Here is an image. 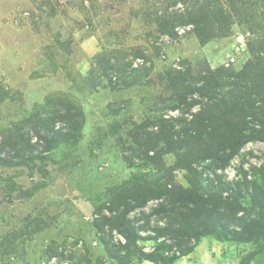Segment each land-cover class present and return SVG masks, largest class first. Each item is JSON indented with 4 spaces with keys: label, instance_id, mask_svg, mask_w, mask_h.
<instances>
[{
    "label": "rangeland",
    "instance_id": "rangeland-1",
    "mask_svg": "<svg viewBox=\"0 0 264 264\" xmlns=\"http://www.w3.org/2000/svg\"><path fill=\"white\" fill-rule=\"evenodd\" d=\"M235 2L229 34L202 43L192 26L159 27L186 8L178 0H0V264H264V141L192 173L176 164L185 147L152 160L135 141L163 121L190 127L207 98L189 94L204 103L185 106L176 90L205 74L228 80L252 61L245 80L262 78L264 0ZM218 91L234 95L230 84ZM49 99L59 105L42 118ZM165 186L176 189L153 197ZM136 187L152 199L111 227L105 217L128 205L113 200Z\"/></svg>",
    "mask_w": 264,
    "mask_h": 264
},
{
    "label": "trees",
    "instance_id": "trees-1",
    "mask_svg": "<svg viewBox=\"0 0 264 264\" xmlns=\"http://www.w3.org/2000/svg\"><path fill=\"white\" fill-rule=\"evenodd\" d=\"M178 1L181 5H185L186 8L174 18H171V15L166 14L159 16V27L163 31L174 36L176 35V28L178 26H192L193 32L202 43L208 42L215 36H227L231 30L230 25L234 21L233 15H240V12L242 11V8L238 6L235 0ZM190 2H192L191 6L188 4ZM228 6L232 9L234 14L227 10ZM245 15H247L246 12ZM261 49H264L263 44H261ZM250 50L253 55H256L254 45H251ZM188 73L189 70L179 71L177 76H171V82L175 86V83L185 81V75ZM252 73L256 72L253 70L251 61L247 63L242 70L238 72L233 71L228 76V80H224L221 76L217 77L216 73L211 72L210 74L202 76L203 82L201 84L185 87L184 89L187 91H182L177 88V97L185 106L200 101L202 104L204 103L203 100H198L196 98H192V103H189V94L198 92L200 97L207 98L204 107L201 108L198 113L194 114L190 127L184 132L182 130L174 132L172 129L165 126L166 123L163 121L158 124L159 129L155 134L153 132L140 131L141 133L135 137L136 143L145 146L146 154L149 159L152 160H156V157L160 158L163 153L177 150L180 151L185 147V150L179 153L176 164L190 170L191 173L195 171L193 163L207 157L217 159L223 165H227L230 159L239 152L248 141H264V75L260 74L263 82H261L259 76L256 78L250 77L249 80H245ZM260 83H263V86H260ZM228 84L233 85L234 95L230 97L224 95L220 96L218 93L219 87ZM57 100L60 101V99ZM54 101L55 99H49L48 103L42 107V110L44 109L47 111L42 118L50 117V114H53V110L56 109L54 105L58 107L59 103ZM207 110H211V112L207 114ZM249 116H251V119L256 123L253 127L248 126L249 122L247 117ZM40 123H42V119H40ZM171 128H174L173 125ZM175 135H178L176 140L174 139ZM158 141H163L165 143L164 148L160 150L156 149ZM173 143H179L178 148H175ZM53 145H56V143H53ZM151 152H153V154H150ZM168 184H170V182ZM139 189L140 187L130 189V191L127 192L128 196H119L113 200L112 203L114 205L121 203L124 205L128 203V205L126 204L127 207L124 210L105 217V220L111 225V227L121 230L122 225H130L131 221L127 220V216L131 209L143 207L147 204L148 200L152 199V195H145L142 197L139 193ZM175 189L176 187H171V189H169L165 186L162 195L153 193V197L157 195L156 198L163 197L166 193L172 192ZM196 209L201 211L202 215L210 212L209 205L204 202L198 203ZM218 209H220V207H217L216 211H218ZM173 210H177V208H174ZM190 211L193 212V208L190 209ZM246 229L247 228H245V232L235 229H232L231 231L234 236H238L242 233L245 234L247 232ZM127 231L129 232L127 238L130 241L132 235H135L136 232L134 228H127ZM182 232L183 231L180 230L175 232L168 228L161 231V233H175V237L183 235ZM164 245L166 244L164 243ZM193 247L194 246L190 249ZM141 253L152 260L159 259L158 256L156 257L155 252L143 251ZM164 261L172 262L173 260L169 258Z\"/></svg>",
    "mask_w": 264,
    "mask_h": 264
}]
</instances>
